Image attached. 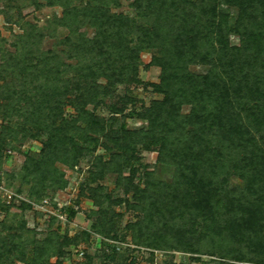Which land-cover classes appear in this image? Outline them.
<instances>
[{
  "label": "trees",
  "instance_id": "trees-1",
  "mask_svg": "<svg viewBox=\"0 0 264 264\" xmlns=\"http://www.w3.org/2000/svg\"><path fill=\"white\" fill-rule=\"evenodd\" d=\"M23 1L43 6L0 0L6 7L0 15L22 30L11 44L14 52L0 36V170L18 137L38 141L40 149L26 155L17 175L2 178L0 171V182L17 193L28 185V198L40 201L48 190L68 185L56 163L73 169L105 149L108 160H97L101 171L80 186V195L97 207L89 217L101 257L89 252L86 231L61 236L49 224L38 241L25 219H4L0 264H62L82 245L76 264H134L136 256L127 259L139 248L191 256L178 264H264V0H125L132 15L112 12L120 0H45L62 9L53 30L67 29L58 45L78 59L76 66L66 65L57 50L43 51L42 30L11 14ZM81 20L92 37L77 33ZM144 50L161 70L155 91L162 99L139 107L128 88L141 84L137 63ZM67 107L76 114L66 115ZM129 108L127 116L144 126L127 130ZM138 148L157 153L156 163L171 170L168 181L146 170ZM106 172L122 196L87 187ZM123 205L137 216L122 228L116 209ZM13 207L0 200L3 215ZM65 212L68 220L76 214Z\"/></svg>",
  "mask_w": 264,
  "mask_h": 264
},
{
  "label": "rangeland",
  "instance_id": "rangeland-1",
  "mask_svg": "<svg viewBox=\"0 0 264 264\" xmlns=\"http://www.w3.org/2000/svg\"><path fill=\"white\" fill-rule=\"evenodd\" d=\"M43 6L38 10L30 4V2H20L17 5V8L11 10L13 16L20 15L22 22L35 24L43 32L44 38L41 44V49L43 51L57 50L63 62L69 66H76L78 64V59L69 58L63 50V45H58L63 38L68 35L66 28L57 27L56 31L53 30V21L62 17V9L58 6L48 7L45 0H37ZM130 2L125 0H120V6L118 8H112V12L120 14H129L132 15V10L129 6ZM4 2H0V11L5 10ZM80 24V25H79ZM77 33L83 34L86 37L90 38L94 34V30L88 26V23L85 20H81L78 23ZM22 34L21 28L14 24L6 22V19L3 15H0V36L6 40L5 48L14 52L11 44L15 41V37ZM235 46L231 48V53L233 56L238 55V42L235 39H232ZM62 51V52H61ZM153 53L151 51H141L139 54V62L137 63L138 78L140 80V85L137 87H129L128 91L136 98L139 107L148 106L154 100H161L162 95L158 94L155 91V86L160 83V68L152 65ZM201 71L200 68L191 67V72L196 73ZM121 95L127 93L123 89L119 91ZM123 93V94H122ZM128 94V93H127ZM120 104V103H119ZM137 104V106H138ZM120 106V105H119ZM138 107V108H139ZM87 109L93 112L96 116L107 117L108 112H103L100 108L93 109L92 106H88ZM66 115L74 116L75 110L71 107H67ZM140 111V108L139 110ZM130 112V108L125 110L127 130L133 131L144 126V123L139 119H130L127 114ZM119 116V115H117ZM121 116L118 118L120 119ZM1 120H0V130H1ZM104 142V140H102ZM16 146L15 150L11 152L8 151L7 154H10L9 163H3L1 168V175L3 177L10 176L11 174L17 175L21 170L27 154H38L40 149V143L31 139L22 140L21 137H18V142L14 144ZM10 149V148H9ZM137 155L139 156L141 162L147 166V171H153L155 177L158 180L168 181L171 176V170L162 167L156 163L157 153L153 150L145 151L142 148H138ZM108 152L105 149L98 147L95 152L91 154L90 157H84L80 160L79 164L71 169L68 166H65L60 163H56V167L60 169L64 175L65 179L68 181V185L65 189L57 190L50 189L44 195V198L40 201L31 200L28 198V191L30 187L25 185L22 188L21 193H17L15 189L8 188L3 183L4 180L0 182V200L5 204L13 203L14 207L11 208L9 213L5 216L0 213V221L6 220L7 222H17L22 218L26 220L28 228L35 232L34 237L38 241L44 240L48 234L49 224L51 225V232H56L59 235L75 236L82 231L90 233V242L91 247H88V250L91 254H96L98 258L101 257L99 251V236L94 234L91 231L92 220L90 219L91 211L97 210V207L93 205L92 199L83 197L80 195L81 184L87 182L91 172L101 171V168L98 166L97 160L102 158L103 161L108 160ZM144 170H142L137 175H142ZM127 174V172H126ZM115 176L112 174L104 175L102 180H97L94 183H89L88 188H96L97 186L103 187L108 193H111L113 197L122 196L120 190L115 189ZM139 182L138 179L135 180V183ZM139 183H143L140 181ZM15 188H17V181L14 183ZM22 203H26L31 208L29 210H21L18 206ZM66 208H72L76 210V214L72 220L67 219V213L65 212ZM118 213L122 214L121 218V227L123 228L128 222H134L136 220V213L126 210V207L123 205L116 209ZM129 240V238H128ZM114 243V242H110ZM117 245L121 249H136L134 245L130 242L122 243L118 242ZM83 245L78 249V251H72L70 259L67 261H62V264H76L82 260L83 255L80 254L83 250ZM140 252H134L130 254V257L127 259V262H130L136 256V261L134 264H178L180 262L186 263L190 255L181 254L177 252H161V251H152L145 248H139ZM153 252L154 258L150 261V257L143 252ZM77 252V253H76ZM197 257V256H193ZM52 263H55L56 258H51ZM94 264H99V259L95 261Z\"/></svg>",
  "mask_w": 264,
  "mask_h": 264
}]
</instances>
